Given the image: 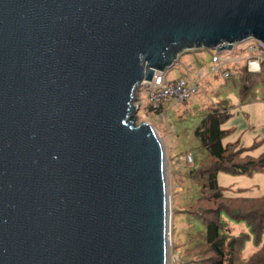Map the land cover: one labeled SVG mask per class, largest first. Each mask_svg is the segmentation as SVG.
<instances>
[{"label": "water", "instance_id": "obj_1", "mask_svg": "<svg viewBox=\"0 0 264 264\" xmlns=\"http://www.w3.org/2000/svg\"><path fill=\"white\" fill-rule=\"evenodd\" d=\"M247 39L264 0H0V264H168L165 153L133 94Z\"/></svg>", "mask_w": 264, "mask_h": 264}, {"label": "rangeland", "instance_id": "obj_2", "mask_svg": "<svg viewBox=\"0 0 264 264\" xmlns=\"http://www.w3.org/2000/svg\"><path fill=\"white\" fill-rule=\"evenodd\" d=\"M246 40L238 43L232 49L219 51L221 57L234 59L223 62L222 67L241 64L245 52ZM243 48V51H242ZM211 47L190 48L182 52L176 62L166 68V78L173 79L186 76L197 79L199 86L190 96L182 101L173 98L162 101L161 110L149 109L146 97L135 91L133 102L140 105L135 114L136 122L145 120L155 129L165 153V175L169 194V246L168 264H196L190 261L196 258L198 247L199 220L196 210L202 201L198 200L201 193L200 185L190 175V169L196 167L206 151L199 146L194 135V128L211 104H220L225 99L229 116L221 122V127L227 130L223 143H233L236 147H246L243 155L258 157L264 153V99L262 85L258 83L253 89L254 96L242 100L238 94V78H224L220 71L210 70ZM190 153L193 162L185 164L180 160ZM217 181L227 195H260L264 192V170L252 173H234L219 171ZM209 204V203H208ZM234 235L241 231L248 233L242 254L247 257L263 241L264 230L259 242L250 233L245 221H236L226 217ZM191 256H190V255Z\"/></svg>", "mask_w": 264, "mask_h": 264}, {"label": "trees", "instance_id": "obj_3", "mask_svg": "<svg viewBox=\"0 0 264 264\" xmlns=\"http://www.w3.org/2000/svg\"><path fill=\"white\" fill-rule=\"evenodd\" d=\"M228 68L232 73L226 78L239 79V98L253 97V89L260 83L264 99V67L258 72H249L242 62ZM219 102L208 106L194 128V135L206 151V157L190 169V175L201 187L198 200L202 201L196 210L199 250L196 258L191 257L190 261L196 264H264V241L244 257L242 249L249 235L244 231L234 235L226 220L227 217L245 221L254 240L259 242L264 230V192L253 196L227 195L217 181V173L221 170L234 173L264 170V153L258 157L243 155L246 147L222 142L227 130L221 127V122L229 112L226 100Z\"/></svg>", "mask_w": 264, "mask_h": 264}, {"label": "built area", "instance_id": "obj_4", "mask_svg": "<svg viewBox=\"0 0 264 264\" xmlns=\"http://www.w3.org/2000/svg\"><path fill=\"white\" fill-rule=\"evenodd\" d=\"M237 44H234L233 47ZM244 50L245 52L242 53L243 55L236 58L243 59L247 71H260L261 68L264 67V44L255 39H247ZM210 59V70L220 71L224 78L232 73L228 67L223 68L222 63L234 61L233 58L221 57L219 52L215 51L211 54ZM198 86L199 81L197 79H190L186 76L167 79L166 70H155L151 79H142L137 84L135 91L137 94L140 91L141 94L146 97V104L150 110L158 112L161 110L163 100L169 98H173L176 101L185 100L190 96L191 92L197 90ZM136 104L138 107L140 106L138 102H136ZM180 160L185 164L193 162L190 153H186L183 156L180 155Z\"/></svg>", "mask_w": 264, "mask_h": 264}, {"label": "bare ground", "instance_id": "obj_5", "mask_svg": "<svg viewBox=\"0 0 264 264\" xmlns=\"http://www.w3.org/2000/svg\"><path fill=\"white\" fill-rule=\"evenodd\" d=\"M169 235H170V232H169V228H168V240L170 239V236Z\"/></svg>", "mask_w": 264, "mask_h": 264}]
</instances>
